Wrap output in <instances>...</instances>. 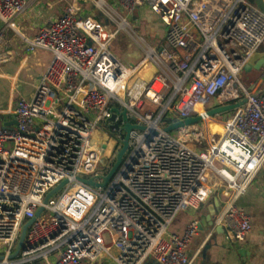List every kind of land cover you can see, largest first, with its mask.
Instances as JSON below:
<instances>
[{"label":"built area","instance_id":"obj_1","mask_svg":"<svg viewBox=\"0 0 264 264\" xmlns=\"http://www.w3.org/2000/svg\"><path fill=\"white\" fill-rule=\"evenodd\" d=\"M93 2L115 29L83 16L75 0L31 38L22 35L27 52L45 50L51 60L29 95L21 90L14 105L0 109L16 122L0 128V264H95L102 254L117 264L148 257L193 264L186 248L200 219L180 234L170 227L214 196L219 207L206 238L219 226L227 239L244 241L252 219L238 200L264 166V69L249 87L240 76L264 48V10L249 0H119L123 11L147 8L160 18L163 42L145 48L127 18L106 0ZM28 5L0 0V68L10 60L6 30L17 31ZM123 31L143 48L136 62L124 63L112 48ZM203 96L220 105L247 101L232 115L209 116L212 103ZM123 111L143 129L131 131L106 186L84 182H103L113 166L125 135ZM197 115L205 131L198 123L165 130ZM210 120L223 131H209Z\"/></svg>","mask_w":264,"mask_h":264},{"label":"crops","instance_id":"obj_2","mask_svg":"<svg viewBox=\"0 0 264 264\" xmlns=\"http://www.w3.org/2000/svg\"><path fill=\"white\" fill-rule=\"evenodd\" d=\"M71 1L29 0L27 9L16 20L17 31L6 30L5 46L8 48L10 60L0 68V109L14 105L19 99L23 84H30L36 77L43 74L51 60V54L48 51L39 49L27 52L22 35L28 38L34 36L46 23L55 20L62 13L65 5L71 3ZM43 3L58 6L57 11H54L52 7L50 8L52 12L50 13L56 14L54 17H44V10L41 7ZM141 10L152 12L147 8H141ZM8 30L11 31L7 34ZM34 61L36 63L33 65L32 62ZM0 121L2 123L14 122L12 116L3 114L0 115ZM207 125L212 133L223 131L222 124L216 120L208 121ZM263 187L264 166L260 169L251 186L238 200L239 206L252 219V230L246 239L242 242L231 241L226 238L222 228L219 226L208 238H206V233L211 225L206 230H199L186 248L188 256L195 255L193 264H264ZM212 201L213 198L197 211L180 213L171 225L170 231L179 234L183 233L192 218L198 217L200 220L202 219L207 213V206ZM95 264H117V262L112 256L102 254ZM142 264H157V262L154 258L148 257Z\"/></svg>","mask_w":264,"mask_h":264},{"label":"rangeland","instance_id":"obj_3","mask_svg":"<svg viewBox=\"0 0 264 264\" xmlns=\"http://www.w3.org/2000/svg\"><path fill=\"white\" fill-rule=\"evenodd\" d=\"M71 1V0H70ZM107 3L113 7L114 10L119 12L121 16L127 18L129 25H130V33L134 36L136 33L138 36L142 38L145 42L142 45L146 48L148 46H158L163 42L164 39V26L160 20V18L150 12V11H143L141 8H137L133 12L128 10H122L119 4V0H106ZM72 2V1H71ZM79 5L81 10V14L83 16H91L94 19H98L99 21L103 22L106 26L112 27L115 29V25H111V20L108 14L104 11L103 8L97 7L93 0H79ZM43 8V15L44 17H54L56 14H51L50 11L51 7L55 11H57L58 6H52L47 3H43L41 5ZM51 12V13H50ZM11 30L7 31V34ZM20 38V37H19ZM146 44V45H145ZM112 48L116 54L122 59V61L126 64L136 62L137 59L144 56L143 48L138 46L136 42L133 40L131 35L125 31L119 33L116 39L112 42ZM141 54V56H139ZM139 56V57H137ZM137 58V59H136ZM36 61L32 62L34 65ZM261 70H252L251 72L243 71L241 73V81L247 87H249V83L253 80H257L261 76ZM30 84H23L22 93L29 95L30 94ZM202 102L205 105H209L212 103L209 97L203 96L201 98ZM232 112H228L227 115H232ZM199 127L205 131V125L202 122L198 123ZM98 130V128H97ZM100 130V129H99ZM195 147H201L202 145H198L197 143L193 144Z\"/></svg>","mask_w":264,"mask_h":264},{"label":"water","instance_id":"obj_4","mask_svg":"<svg viewBox=\"0 0 264 264\" xmlns=\"http://www.w3.org/2000/svg\"><path fill=\"white\" fill-rule=\"evenodd\" d=\"M249 1L252 3H255L258 7H260L262 10H264V0H249ZM261 69H264V48H263V50L256 52L250 58V60L246 64V66L244 67V70L246 72H251L252 70H261ZM246 101H247V98H243L242 100H240L238 102L220 105L217 98H213L212 104L209 106V110L207 113L209 116L226 114L228 112H232V111L242 107L246 103ZM122 115H123V119L125 120V125H124L125 135H124V138L122 140V146L116 155V160H115L113 166L111 167L109 172L105 176H103V182H95L92 178L82 179L84 182L91 184V185H94V186H98V187L99 186L100 187L106 186V184L113 177L114 173L120 167V165L124 159V156L129 149L131 131L135 128L136 129H143V127L134 126L133 124H131L128 121V116H127L126 111H123ZM201 121H202L201 116H199V115L191 116V117L185 118L184 120H178V121H175V122L168 124L166 126L165 130L168 132H172V131H176L177 129H179L181 127L196 124V123H199ZM12 123H16V122L14 121V122L2 123L0 121V128H5ZM65 183H66V181H63L55 189H53L50 193H48L46 195L44 202L47 203L48 199L51 196H53L55 193H57L65 185ZM263 189H264V187H263ZM218 207H219V199H218V197L214 196L213 201L210 202L209 205L207 206V213L200 220L199 230H206L210 225H212L213 218L217 213ZM42 210H43V207H40L36 213V216H38ZM34 220H35V218L30 219L28 222H26L24 224L22 231H21V236H20L17 248H16L15 252L10 256V258H15L19 254L21 248L24 245L27 229L34 222Z\"/></svg>","mask_w":264,"mask_h":264},{"label":"bare ground","instance_id":"obj_5","mask_svg":"<svg viewBox=\"0 0 264 264\" xmlns=\"http://www.w3.org/2000/svg\"><path fill=\"white\" fill-rule=\"evenodd\" d=\"M196 106H197L198 108H200L201 104H198V103H197ZM211 132H212V131H211Z\"/></svg>","mask_w":264,"mask_h":264}]
</instances>
